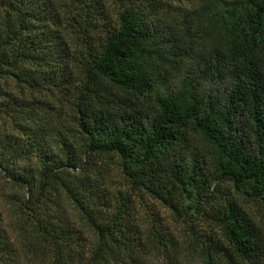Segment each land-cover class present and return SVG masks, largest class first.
I'll return each mask as SVG.
<instances>
[{
  "label": "trees",
  "instance_id": "obj_1",
  "mask_svg": "<svg viewBox=\"0 0 264 264\" xmlns=\"http://www.w3.org/2000/svg\"><path fill=\"white\" fill-rule=\"evenodd\" d=\"M0 173V264H264V0H0Z\"/></svg>",
  "mask_w": 264,
  "mask_h": 264
},
{
  "label": "rangeland",
  "instance_id": "obj_2",
  "mask_svg": "<svg viewBox=\"0 0 264 264\" xmlns=\"http://www.w3.org/2000/svg\"><path fill=\"white\" fill-rule=\"evenodd\" d=\"M163 1H167L169 3H174V2L178 3L179 1H182V3H184L185 5V2L193 1V0H163ZM175 17L180 18V16H178L172 10H170L169 13L165 12V17H164L165 20H170ZM11 194H13V192H12V185L10 181L0 173V209L3 212L4 220L6 222H8V219L11 217L10 211L8 210V203L6 201L7 195H11ZM156 208L160 216L163 218V222L166 223L172 231H174V236L181 235L182 227L179 226L177 223L171 221L172 219L170 217V213L166 209L162 208L161 206H157ZM162 263L165 264L166 262L163 261ZM41 264H45V263H41ZM156 264H160V263L157 262ZM186 264H198V263L195 261H192Z\"/></svg>",
  "mask_w": 264,
  "mask_h": 264
}]
</instances>
